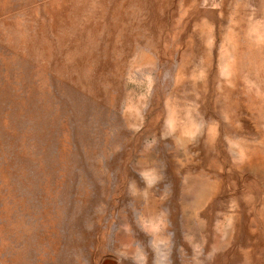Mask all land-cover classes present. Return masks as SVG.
I'll return each instance as SVG.
<instances>
[{
    "label": "rangeland",
    "instance_id": "374dc122",
    "mask_svg": "<svg viewBox=\"0 0 264 264\" xmlns=\"http://www.w3.org/2000/svg\"><path fill=\"white\" fill-rule=\"evenodd\" d=\"M0 264H264V0H0Z\"/></svg>",
    "mask_w": 264,
    "mask_h": 264
}]
</instances>
